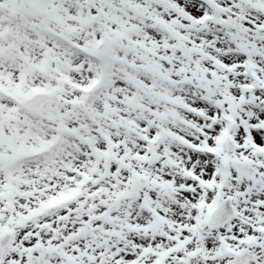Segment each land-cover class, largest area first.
Segmentation results:
<instances>
[{"label":"snow or ice","instance_id":"snow-or-ice-1","mask_svg":"<svg viewBox=\"0 0 264 264\" xmlns=\"http://www.w3.org/2000/svg\"><path fill=\"white\" fill-rule=\"evenodd\" d=\"M0 264H264V0H0Z\"/></svg>","mask_w":264,"mask_h":264}]
</instances>
